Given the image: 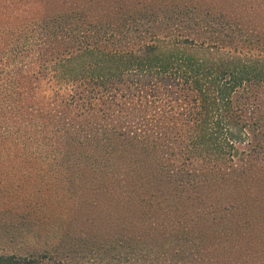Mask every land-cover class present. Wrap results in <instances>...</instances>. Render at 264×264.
<instances>
[{
  "label": "trees",
  "instance_id": "trees-1",
  "mask_svg": "<svg viewBox=\"0 0 264 264\" xmlns=\"http://www.w3.org/2000/svg\"><path fill=\"white\" fill-rule=\"evenodd\" d=\"M261 189L264 0H0V204L117 203L0 264H264Z\"/></svg>",
  "mask_w": 264,
  "mask_h": 264
},
{
  "label": "rangeland",
  "instance_id": "rangeland-1",
  "mask_svg": "<svg viewBox=\"0 0 264 264\" xmlns=\"http://www.w3.org/2000/svg\"><path fill=\"white\" fill-rule=\"evenodd\" d=\"M250 195L249 204H245L252 212L249 217L252 226L248 229V233L252 235L255 231L252 228L259 230L260 227V231L264 234V189H261L259 193H250ZM213 197L214 203L218 201V197L215 198V195ZM221 199L223 200L218 204L212 205L225 207L227 196H221ZM116 205L117 203H113L109 196H103L100 204H0V254L29 256L33 252L36 254L42 248H48L50 243L45 240L44 236H47L46 231L55 213L65 216L62 207H71L81 219L86 218L87 215L91 219H96L95 216L100 215L106 220L109 219ZM236 219L241 220L238 217ZM257 230L252 236H258ZM39 234H44V236L41 237ZM260 251L264 256V246Z\"/></svg>",
  "mask_w": 264,
  "mask_h": 264
}]
</instances>
